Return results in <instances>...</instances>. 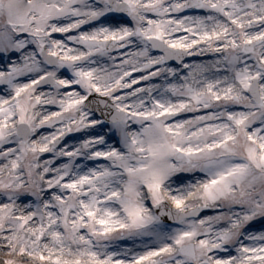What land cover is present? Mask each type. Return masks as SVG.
Masks as SVG:
<instances>
[{
	"label": "snow or ice",
	"instance_id": "1",
	"mask_svg": "<svg viewBox=\"0 0 264 264\" xmlns=\"http://www.w3.org/2000/svg\"><path fill=\"white\" fill-rule=\"evenodd\" d=\"M0 264H264V0H0Z\"/></svg>",
	"mask_w": 264,
	"mask_h": 264
}]
</instances>
